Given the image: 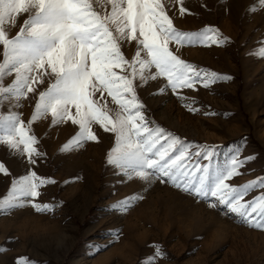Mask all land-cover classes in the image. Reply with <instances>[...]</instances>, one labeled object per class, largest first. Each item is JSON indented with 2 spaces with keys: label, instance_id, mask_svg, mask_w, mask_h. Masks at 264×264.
<instances>
[{
  "label": "rangeland",
  "instance_id": "obj_1",
  "mask_svg": "<svg viewBox=\"0 0 264 264\" xmlns=\"http://www.w3.org/2000/svg\"><path fill=\"white\" fill-rule=\"evenodd\" d=\"M173 26L189 33L218 30L215 43H169V49L197 70L220 77L208 87L172 90L166 77L135 86L150 128L160 127L190 146L192 163L217 171L242 162L239 175L226 183L243 187L264 178V4L260 0H162ZM98 7V6H97ZM186 11L181 14L180 8ZM100 11H110V5ZM21 13L5 29L16 36L27 19ZM136 41H121L129 61ZM144 53L141 52V57ZM3 50L0 46V62ZM121 74L120 69H116ZM157 69L146 70L155 76ZM15 73L4 79L10 86ZM53 79L44 78L26 97L5 100L0 115L18 114L39 155L0 143V201L14 182L35 172L46 183L37 197H19L0 208V264H264V229L250 226L215 197H198L174 187L167 178L129 177L108 163L116 134L92 125L97 141L79 145V125L56 124L51 113L33 121L39 93ZM161 89H164L161 91ZM115 117L119 111L105 92L93 97ZM75 110L73 109V112ZM2 135V133H0ZM206 151H213L211 160ZM32 161H35L34 163ZM47 181H54L50 183ZM264 187L243 197L251 202ZM33 205L47 206L37 210Z\"/></svg>",
  "mask_w": 264,
  "mask_h": 264
},
{
  "label": "snow or ice",
  "instance_id": "obj_2",
  "mask_svg": "<svg viewBox=\"0 0 264 264\" xmlns=\"http://www.w3.org/2000/svg\"><path fill=\"white\" fill-rule=\"evenodd\" d=\"M264 4V0H260ZM110 5V11H100ZM98 6V7H97ZM186 11L180 8L181 14ZM21 13H27L18 34L14 37L5 29ZM218 30L198 33L182 32L173 26L162 0H0V107L5 100L26 97L35 92L37 83L47 76L53 83L39 93L33 121L51 113L56 124L70 121L79 125L74 138L97 141L92 125L116 134L115 147L108 163L126 175L149 180L167 178L174 187L198 197L217 198L231 212L250 226L264 229V194L245 202L244 195L252 188L264 187V178L233 187L226 181L239 175L242 162L233 159L225 171H217L209 183L210 165L192 163L190 146L166 133L163 128H150L143 114L144 105L137 95L135 80L143 82L166 77L172 90L192 88L197 81L208 87L220 77L216 73L197 70L169 49V43L209 44L217 42ZM136 41V56L129 61L121 51V41ZM141 52L144 56L141 57ZM157 69L155 76L146 70ZM116 69H120L121 74ZM15 73L10 86L6 76ZM164 89H161L163 91ZM106 92L119 106L115 117L94 100L96 93ZM73 109L75 110L73 112ZM31 128L26 129L18 114L0 115V143L21 154L39 155L38 143ZM213 151L204 156L211 160ZM33 163L35 161H32ZM0 172L7 169L0 163ZM54 183V181H47ZM46 183L35 172L14 182L11 192L0 201V208L13 207L19 197H37L38 188ZM37 210L47 206L33 205ZM19 264H31L21 259Z\"/></svg>",
  "mask_w": 264,
  "mask_h": 264
}]
</instances>
